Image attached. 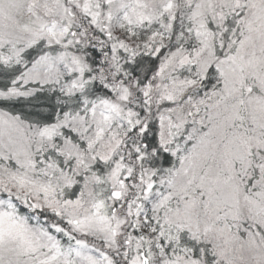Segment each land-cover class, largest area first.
<instances>
[{"label": "snow or ice", "instance_id": "1", "mask_svg": "<svg viewBox=\"0 0 264 264\" xmlns=\"http://www.w3.org/2000/svg\"><path fill=\"white\" fill-rule=\"evenodd\" d=\"M0 264H264V0H0Z\"/></svg>", "mask_w": 264, "mask_h": 264}]
</instances>
